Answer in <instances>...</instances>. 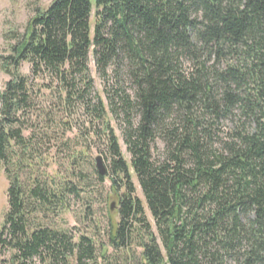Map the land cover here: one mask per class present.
Here are the masks:
<instances>
[{
  "label": "trees",
  "instance_id": "trees-1",
  "mask_svg": "<svg viewBox=\"0 0 264 264\" xmlns=\"http://www.w3.org/2000/svg\"><path fill=\"white\" fill-rule=\"evenodd\" d=\"M91 52L101 76L124 65L134 90L131 98L119 89L108 103L113 118L123 116L130 163L102 101L92 107L111 159L109 173L96 179L110 181L108 197L117 201L106 244L75 240L45 222L66 212L77 187L52 179L50 189L26 187L18 170L33 146L23 125L35 108L21 65L35 78L49 75L65 101L88 109L76 92L91 88ZM0 70L9 77L0 91L8 181L0 264H116L109 249L134 264H264V0H53L0 56ZM158 137L162 161L152 157ZM135 243L139 253L131 251Z\"/></svg>",
  "mask_w": 264,
  "mask_h": 264
},
{
  "label": "rangeland",
  "instance_id": "rangeland-1",
  "mask_svg": "<svg viewBox=\"0 0 264 264\" xmlns=\"http://www.w3.org/2000/svg\"><path fill=\"white\" fill-rule=\"evenodd\" d=\"M53 0H0V56H8L10 47L26 32L30 21L39 13L46 10ZM93 3V0H91ZM94 16L91 15V25ZM93 27L91 26V36ZM88 78L91 80V88L82 93L80 85L77 94H83L88 101L83 104L81 100L65 101V95L58 86L56 80L47 74L35 78L32 76L31 67L28 63L21 65L20 72L29 78L31 87L35 93V108L29 114V119L23 125L24 135L34 137L32 148L22 160L18 170L22 183L27 187L37 182L44 187L51 188L54 182H71L79 189V196L67 197L68 209L59 217L48 214L45 222L48 225H57L68 231L75 240L80 235L94 239L96 242L107 243V221L108 213L114 215L117 210L115 197L109 196L110 181L106 179L99 183L96 179L94 159L101 156L109 173L111 159L108 155L107 144L101 136L104 128L103 122L95 120L92 107L101 100L106 108L107 119L114 134L118 138L123 158L130 163V155L123 143L122 129L123 116L113 118L109 113V97L116 91L123 89L133 98L134 90L126 76L124 65L120 68L110 66L105 76L97 71L92 52L89 54ZM185 68H190V63H185ZM9 77L0 70V91ZM39 90V91H38ZM85 102V101H84ZM26 119V120H27ZM90 121H93L92 128ZM230 124H222V130L228 131ZM91 132L99 133L93 139L89 138ZM100 137V138H98ZM85 150L72 160L74 153ZM165 155V144L160 137L152 146V157L155 161H162ZM13 170V167L10 168ZM135 187V196L144 205L145 216L152 225V231L156 235L154 222L146 209L144 198L138 186L136 177L132 176ZM7 188L8 181L5 176L4 167L0 165V224L7 211ZM112 207V209H111ZM131 251L139 253L140 249L136 243L132 245ZM109 253L117 256L116 264H134L128 257L114 254L111 249ZM74 263V261H73Z\"/></svg>",
  "mask_w": 264,
  "mask_h": 264
},
{
  "label": "water",
  "instance_id": "water-1",
  "mask_svg": "<svg viewBox=\"0 0 264 264\" xmlns=\"http://www.w3.org/2000/svg\"><path fill=\"white\" fill-rule=\"evenodd\" d=\"M94 165H95V170L99 176L105 177L107 175V168H106L105 162L101 156L95 157ZM111 209H112V207H111Z\"/></svg>",
  "mask_w": 264,
  "mask_h": 264
}]
</instances>
